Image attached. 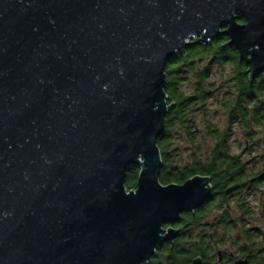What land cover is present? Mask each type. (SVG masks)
<instances>
[{"label": "water", "instance_id": "95a60500", "mask_svg": "<svg viewBox=\"0 0 264 264\" xmlns=\"http://www.w3.org/2000/svg\"><path fill=\"white\" fill-rule=\"evenodd\" d=\"M220 35L249 80L264 72V0H0V264H141L171 246L164 225L211 187L159 180L164 69Z\"/></svg>", "mask_w": 264, "mask_h": 264}, {"label": "trees", "instance_id": "16d2710c", "mask_svg": "<svg viewBox=\"0 0 264 264\" xmlns=\"http://www.w3.org/2000/svg\"><path fill=\"white\" fill-rule=\"evenodd\" d=\"M226 42H228L226 36H218L207 44L194 42L186 48L183 55L176 54L166 62L164 91L167 102H173L174 105L165 115L163 133L156 139L162 160L159 180L162 184L182 183L194 175L210 176L216 193L227 201L235 195L239 211L246 215L249 208L244 201L239 202L244 200L239 189L248 182L251 172L245 160L229 151L228 142L231 126L235 121L244 129L256 126L264 133V72L249 80L246 63L239 59L235 47ZM203 62L206 63L201 66ZM215 65L222 68L230 65L227 78L233 82L234 87L222 101L226 127L218 130L216 125L206 121L204 123L206 134L214 140L211 150L204 154L203 158L193 154L183 162L176 152L173 140L185 138L195 144L198 151L200 150L197 143L198 132L190 120L188 109L190 106L198 105L202 113L205 112V102L212 94L211 72ZM185 72H190L194 77L192 91L189 93L183 88L186 82ZM138 171V167L135 166L127 169L126 189L135 187ZM262 188L264 196V183ZM192 218L194 222L199 219L197 215ZM200 252L194 243L186 247L180 239H176L173 246L164 243L156 249V254L151 260L141 264H183Z\"/></svg>", "mask_w": 264, "mask_h": 264}, {"label": "flooded vegetation", "instance_id": "af4514ba", "mask_svg": "<svg viewBox=\"0 0 264 264\" xmlns=\"http://www.w3.org/2000/svg\"><path fill=\"white\" fill-rule=\"evenodd\" d=\"M238 21L242 23L244 20L239 19ZM262 171L251 172L248 182L239 191L243 192L249 185L260 187L262 194L264 177H259ZM209 184L210 195L199 207L194 208L192 212L181 213L177 221L164 225V228L178 229V233L171 240V246L176 239H180L186 247L194 243L201 250L200 254L183 264H190L195 257L200 258V264H238V262L240 264H264V219L261 228L249 226L247 220L252 217L253 211L247 205L245 197L242 196L244 200L239 202L244 201L249 212L243 215L239 211V203L235 195L227 201L216 193L211 178ZM234 207H237L238 215L231 217L229 213ZM194 215H197V219L199 218L197 222L193 221ZM260 216L264 217L263 194ZM165 243L170 245V241Z\"/></svg>", "mask_w": 264, "mask_h": 264}, {"label": "rangeland", "instance_id": "374dc122", "mask_svg": "<svg viewBox=\"0 0 264 264\" xmlns=\"http://www.w3.org/2000/svg\"><path fill=\"white\" fill-rule=\"evenodd\" d=\"M205 63L206 62H203L201 66ZM229 71L230 65H225L223 68L216 65L213 66L211 72L213 89L211 96L205 102L206 109L204 113H202L198 105L189 107L190 120L198 132L197 143L200 146V150L198 151L195 148L196 145L190 143L185 138H174V147L177 148L176 152L181 161L185 162L193 154L203 158V155L211 150L214 140L206 134L204 128V123L206 121H210L212 124L216 125L218 130H222L226 127L227 122L222 101L228 96L230 91L234 90L233 82L229 81L227 78ZM184 75L186 77V82L183 88L189 93L192 91L194 77L190 72H185ZM228 145L231 153L238 154L241 159L247 162L250 172L262 171L264 169V133L259 127L255 126L251 129H244L238 121L233 122ZM242 194L245 197L247 205L253 211L252 217L247 220L249 226L261 228L264 217L260 216V205L262 201L260 187L248 185L243 190ZM236 208L237 207H234L230 211L229 214L231 217L238 215Z\"/></svg>", "mask_w": 264, "mask_h": 264}]
</instances>
